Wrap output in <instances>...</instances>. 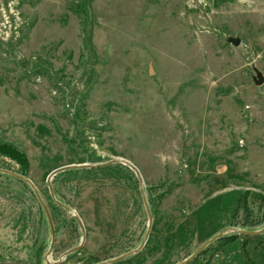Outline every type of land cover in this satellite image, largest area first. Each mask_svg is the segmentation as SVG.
<instances>
[{
    "label": "rangeland",
    "instance_id": "obj_1",
    "mask_svg": "<svg viewBox=\"0 0 264 264\" xmlns=\"http://www.w3.org/2000/svg\"><path fill=\"white\" fill-rule=\"evenodd\" d=\"M239 38L238 45L230 42ZM264 0H0V264H177L264 227ZM14 151H17L14 153ZM16 157V158H14ZM54 196L83 222L82 229ZM188 264H264V232ZM60 263H57V262Z\"/></svg>",
    "mask_w": 264,
    "mask_h": 264
},
{
    "label": "water",
    "instance_id": "obj_2",
    "mask_svg": "<svg viewBox=\"0 0 264 264\" xmlns=\"http://www.w3.org/2000/svg\"><path fill=\"white\" fill-rule=\"evenodd\" d=\"M230 42L234 43L235 45H238L239 42H240V39L239 38H231L230 39ZM256 78H255V82L256 84L260 85L264 82V78L262 76V73L259 71V70H256ZM112 164H124L126 166H128L129 168H131L132 170L135 171L139 181H140V184L142 185L143 181H142V177H141V173H140V170L136 167L135 164H133L131 161L125 159V158H116L114 160H111L110 162H107L105 164H100V165H77V164H71V165H66V166H62V167H59L57 169H55L54 171L51 172V174L49 175L48 177V186H49V189L51 191V193L53 194V197L55 199V202L64 207L66 209V211L74 218H76L77 222L79 223L81 229H82V232H83V240L81 242V244L76 247V248H73V250L71 249L69 252L67 253H71V252H74L76 250H78L79 248H82L85 244V241H86V229H85V226L83 224V222L81 221L80 218H78L77 216L73 215L72 213H70V209L69 207H67L66 205H64L63 203H61L60 201H58V199L55 198L54 196V192H53V188H52V185H51V180L52 178L58 174L59 172H62V171H66V170H71V169H82V168H93V167H102V166H107V165H112ZM0 172L1 173H6V174H9L11 175L12 177H15L17 179H20L26 183L29 184V186L32 187V189L34 190V192L36 193L37 197H38V200L42 206V208L44 209L45 211V214L47 216V220H48V223L50 225V229H51V236H52V240H51V246H50V252H52V250L54 249V245H55V241H56V229H55V225H54V221H53V218L51 216V213L47 207V205L43 202V200L40 198V196L38 195V192H37V188L36 186L33 184V182L26 178L24 175H21V174H17V173H14L10 170H7V169H0ZM143 195V200H144V203L147 207V210H148V213H149V228H148V231L146 233V237H145V240H143V242L141 243V245L139 246L138 249L134 250V251H130L122 256H120L119 258L117 259H113V260H110V261H104V262H101V263H98V264H107V263H114L118 260H121L123 259L126 255H130L132 253H137L141 250V248H143V246L145 245V242H146V239L148 238L150 232H151V229H152V225H153V216L151 214V210L149 208V205H148V202H147V199L145 198V195L144 192L142 191V194ZM230 231L232 232H237V233H242V234H250V235H257V234H260V233H263L264 232V227L260 230H255V231H250V230H237V229H231ZM223 235H225V232H220L218 235L214 236L212 239L210 240H207L200 248H198V250H196V252H194L189 258H187L186 260L182 261V262H179L177 264H188L189 262H191L193 259H195L198 255H200L202 253V251L207 247V245H210L211 243H213L215 240L219 239L220 237H222ZM61 262V261H60ZM59 261L57 263H60Z\"/></svg>",
    "mask_w": 264,
    "mask_h": 264
},
{
    "label": "trees",
    "instance_id": "obj_3",
    "mask_svg": "<svg viewBox=\"0 0 264 264\" xmlns=\"http://www.w3.org/2000/svg\"><path fill=\"white\" fill-rule=\"evenodd\" d=\"M15 152H17V151H14V153H15ZM14 158H16V157H14ZM22 175H23V174H22ZM55 203H56V202H55ZM56 205H57V206H60V205H58L57 203H56ZM75 220H76V219H75ZM237 237H238V234H237V233H233V234H231L230 236L220 237V238L217 239V240H220V241H227V242L232 243V242H235V241H236Z\"/></svg>",
    "mask_w": 264,
    "mask_h": 264
}]
</instances>
